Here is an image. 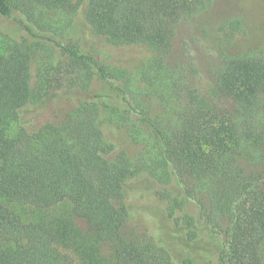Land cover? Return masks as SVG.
<instances>
[{
  "label": "trees",
  "instance_id": "1",
  "mask_svg": "<svg viewBox=\"0 0 264 264\" xmlns=\"http://www.w3.org/2000/svg\"><path fill=\"white\" fill-rule=\"evenodd\" d=\"M255 1L240 0L249 15ZM213 3L0 0V264H74L65 229L4 203L65 200L96 264H264V21L218 28L230 107L199 102L172 60L179 24ZM131 191L157 206L150 232Z\"/></svg>",
  "mask_w": 264,
  "mask_h": 264
},
{
  "label": "rangeland",
  "instance_id": "2",
  "mask_svg": "<svg viewBox=\"0 0 264 264\" xmlns=\"http://www.w3.org/2000/svg\"><path fill=\"white\" fill-rule=\"evenodd\" d=\"M253 4L249 8V15V11L244 9L240 0H214L212 8L208 12L184 20L179 24L174 39L172 60L185 63L190 68V85L195 88L199 102L215 104L219 108L230 107L231 101L218 91L217 78L223 69V63L216 49L218 28L227 15L233 12L248 14L247 18L256 27L264 21V2L257 0ZM115 57H125V54L118 52ZM117 136V140L122 141L120 134ZM128 197L133 211L131 224L142 230H153L156 223L155 212L157 211L154 201L138 191H131ZM4 203L20 214L25 222H41L54 232L59 228L65 229L67 231L66 239L57 238V246L71 257L74 264H96L90 256L95 253L94 250L85 249L86 245H91L92 230L84 219L73 214L69 201H62L49 208H40L14 201ZM80 235L83 244L75 243V239ZM2 243L3 240L0 236V245ZM112 250L110 242L101 243L98 249L99 256L101 254L109 256L112 254Z\"/></svg>",
  "mask_w": 264,
  "mask_h": 264
}]
</instances>
